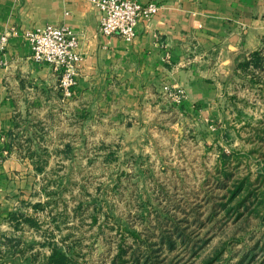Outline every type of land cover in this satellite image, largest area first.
Segmentation results:
<instances>
[{
	"label": "rangeland",
	"instance_id": "rangeland-1",
	"mask_svg": "<svg viewBox=\"0 0 264 264\" xmlns=\"http://www.w3.org/2000/svg\"><path fill=\"white\" fill-rule=\"evenodd\" d=\"M234 90L205 121L172 104L118 125L108 107L66 126L70 148L38 140L14 210L35 223L1 218L0 264H48L54 246L66 264H264V74Z\"/></svg>",
	"mask_w": 264,
	"mask_h": 264
},
{
	"label": "crops",
	"instance_id": "crops-1",
	"mask_svg": "<svg viewBox=\"0 0 264 264\" xmlns=\"http://www.w3.org/2000/svg\"><path fill=\"white\" fill-rule=\"evenodd\" d=\"M137 1H157L161 9L141 19L135 39L125 41L100 32V13L88 0H0V42L13 26L51 23L68 26L83 55L68 92L51 65L33 59L22 35L0 45V220L20 209L16 193L32 187L40 167L34 143L41 138L60 137L70 148L66 126L79 123L83 133L108 107L118 125L143 120L144 107L166 116L172 104L205 121L239 83L264 74V0ZM165 86L183 89L184 99L173 101ZM57 115L64 133L53 122Z\"/></svg>",
	"mask_w": 264,
	"mask_h": 264
},
{
	"label": "built area",
	"instance_id": "built-area-1",
	"mask_svg": "<svg viewBox=\"0 0 264 264\" xmlns=\"http://www.w3.org/2000/svg\"><path fill=\"white\" fill-rule=\"evenodd\" d=\"M100 13V32L104 36L119 35L125 41H132L137 35L141 19H150L159 13L160 3L150 1L142 3L137 0H88ZM22 35L30 44L32 57L36 62L46 63L60 74V85L65 91L76 83L77 72L83 55L79 51V38L68 27L47 24L42 29H25L13 26L1 36V48L5 49L11 36ZM173 101L180 103L185 97L181 88L171 90ZM4 153H0V162Z\"/></svg>",
	"mask_w": 264,
	"mask_h": 264
},
{
	"label": "trees",
	"instance_id": "trees-1",
	"mask_svg": "<svg viewBox=\"0 0 264 264\" xmlns=\"http://www.w3.org/2000/svg\"><path fill=\"white\" fill-rule=\"evenodd\" d=\"M259 60H260V57L255 55V63L258 64L259 63ZM248 64V63H247ZM38 169H40V167L38 166ZM38 206H40L38 204ZM14 218H21L22 220H25V221H29L31 222L32 224L35 223V219H33L31 216L29 215H25L23 213H20V212H12L10 213ZM182 235V239L185 240V237H183V234H180ZM167 238V240L169 241V244H170V248L174 247L175 245V241L174 240H171L169 237H163V239ZM51 254L48 256V264H66L67 261L69 260V255L63 251L62 249L58 248V247H52L51 249Z\"/></svg>",
	"mask_w": 264,
	"mask_h": 264
}]
</instances>
